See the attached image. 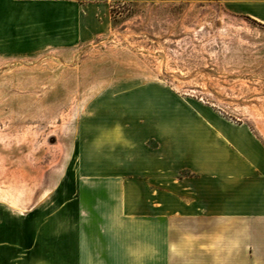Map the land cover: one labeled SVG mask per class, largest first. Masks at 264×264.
Listing matches in <instances>:
<instances>
[{
  "label": "crops",
  "instance_id": "0c3cea01",
  "mask_svg": "<svg viewBox=\"0 0 264 264\" xmlns=\"http://www.w3.org/2000/svg\"><path fill=\"white\" fill-rule=\"evenodd\" d=\"M114 1L137 0H0V54L34 53L41 31L93 37ZM220 1L264 25V0ZM191 103L86 118L79 155L97 143L95 164L47 206L0 208V264H264V140Z\"/></svg>",
  "mask_w": 264,
  "mask_h": 264
},
{
  "label": "rangeland",
  "instance_id": "374dc122",
  "mask_svg": "<svg viewBox=\"0 0 264 264\" xmlns=\"http://www.w3.org/2000/svg\"><path fill=\"white\" fill-rule=\"evenodd\" d=\"M98 18L93 37L54 40L41 31L39 46L23 50L34 53L0 54V145L30 144L41 155L22 154L34 172L30 198L16 193L25 182L17 164L0 159V208L29 211L62 195L79 160L95 164L97 143L80 158V128L95 130L86 118L106 110L170 115L196 102L264 140L249 113L264 114V25L220 0L114 1ZM145 104L153 110L135 112Z\"/></svg>",
  "mask_w": 264,
  "mask_h": 264
},
{
  "label": "bare ground",
  "instance_id": "6f19581e",
  "mask_svg": "<svg viewBox=\"0 0 264 264\" xmlns=\"http://www.w3.org/2000/svg\"><path fill=\"white\" fill-rule=\"evenodd\" d=\"M251 116L253 117L257 127L262 131L264 134V114L261 111L260 108H257L255 106L250 107V112ZM10 143H4V145H0V159L9 165H15L16 168H18V172L16 175L22 177L25 179V182L23 183L22 188H17L18 191L16 192L17 194H21L23 197L30 198L34 191H35V186L34 183L29 182L31 175L34 174V172H31V169L29 166L24 164L23 162V153L24 152H31L35 157L40 158L41 155H37L34 151H31V146L30 144H25V147H22V145H17V144H10ZM7 147V148H6ZM21 149L23 152L19 153V150ZM38 180V179H37ZM14 184L18 186L17 181L12 179ZM21 196V197H22Z\"/></svg>",
  "mask_w": 264,
  "mask_h": 264
}]
</instances>
